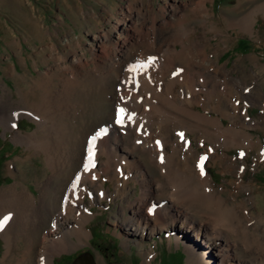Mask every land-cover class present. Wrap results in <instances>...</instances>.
<instances>
[{
  "label": "bare ground",
  "instance_id": "bare-ground-1",
  "mask_svg": "<svg viewBox=\"0 0 264 264\" xmlns=\"http://www.w3.org/2000/svg\"><path fill=\"white\" fill-rule=\"evenodd\" d=\"M208 1L192 0L186 7L189 15L211 17ZM244 6L240 1L234 10ZM172 8L169 24L177 25L179 30L176 26L178 33L167 35L161 44L155 24L152 33H144L140 13L135 14L131 5L128 14L122 10L111 33L95 36L99 47H103V61L88 73L99 82L112 79L116 86L111 94L108 122L96 131L108 125L107 134L96 141L95 167L89 171H84L88 142L96 133L79 132L72 137L74 120L84 119L83 112L77 109L75 93L86 83L87 74L80 76V70L72 69L73 75L65 77L58 90L45 89L40 103L30 98L42 89L43 83H37L33 91L20 92L19 106L6 111L4 100L0 103V126L13 131L14 142L44 154L51 170L49 178L39 183L38 198L26 188H19L18 182L0 188V220L10 216L0 230L6 248L1 264H53L55 255L68 251L72 245H84L91 236L87 224L94 219L90 206L103 200L118 201L119 210L112 223L121 227L127 243L133 240L141 244L179 226L182 232H193L204 245L201 252L196 247L187 248L198 262L205 259L212 264H264V217L252 213L250 199L231 202L235 195L224 196L226 189L215 187L208 171L210 164L219 162L227 172L239 173L232 182L237 194L252 190L253 185L243 179L247 169L245 157L239 163L228 151L239 148L248 155L258 149L257 160H264V145L250 131L264 129V117L253 122L248 114L249 105L264 106V95L231 76L217 61L209 60L206 47L211 45L212 38L200 36L199 40H191L195 31L185 26L186 16H178L184 8ZM149 9L151 12L152 7ZM259 13H264V3L244 16H223V20L252 34L255 15ZM212 30L222 36L219 41L226 39L215 26ZM69 41L65 44L69 45ZM108 46L118 47L117 53H110ZM157 48L158 54L163 53V63L160 69L153 67V72L166 82L165 93L152 99L147 112L146 101L132 91L135 88L128 81V68L132 62L142 63V57L155 58ZM213 65L217 68L210 72ZM148 91L154 96L152 91L156 88L149 85ZM128 95L135 101L133 109L125 100ZM121 102L128 115L125 114L123 124H118ZM137 115L146 121L137 122ZM23 116L36 122L33 132L15 130ZM222 119L231 124L226 126ZM220 148L223 153L218 152ZM201 157H207L203 175L198 167ZM99 159L102 162L97 166ZM8 170L13 174L12 163ZM152 170L157 174L152 175ZM77 177L79 182L73 189ZM106 181L112 184L113 191L105 188ZM131 183L141 188L135 198ZM90 190L95 195L85 206L84 198ZM20 242L25 248L14 262ZM240 247L252 258H241ZM144 255L147 261L154 257L148 249Z\"/></svg>",
  "mask_w": 264,
  "mask_h": 264
},
{
  "label": "rangeland",
  "instance_id": "rangeland-1",
  "mask_svg": "<svg viewBox=\"0 0 264 264\" xmlns=\"http://www.w3.org/2000/svg\"><path fill=\"white\" fill-rule=\"evenodd\" d=\"M191 1L0 0V103L4 100L3 105L6 111L19 106L20 92L33 91L37 83H43L42 89L40 88V91L35 96L31 95L30 98L31 101L40 103L41 94L47 87L53 91L58 90L64 78L72 76V71L76 68L81 71H79L80 76L87 74V81L75 93L77 109L83 112L84 119L74 120L72 137L79 132L96 133L102 124L108 122V112L112 108L111 94L115 90L116 83L112 79L99 82L88 73L89 69L103 61V47H99L95 36L111 33V28L121 16L122 10L128 14L130 5L135 14L140 13L139 21L143 23L144 33H152L151 27L153 23L155 24L157 28L155 34H160L157 36L159 44L167 35L178 33L176 29L179 27L169 24L172 21L171 14L174 12L172 7L184 8L178 16H186L185 26L188 30L195 31L191 40H199L200 36L212 38L211 45L206 47L208 59L217 61V65L228 70L231 76L240 78L241 82L264 95V13L255 15V33L252 34L242 32L237 27H231L223 20V16L231 18L244 16L264 3V0H249L247 3L243 0H209L208 7L212 16L206 18L199 17L200 14L197 17L189 15V9L186 7L192 4ZM240 1L245 6L241 10L239 8L234 10ZM149 7H152L153 12H150ZM214 26L226 37L225 40L219 41L222 36L215 34L216 32L212 30ZM67 40H71L69 45L65 44ZM111 47H107L109 52L117 53L118 47ZM159 51L160 49L157 48L155 60L151 65L128 76L129 83L135 88L132 91L146 101L147 112L152 99L154 97L159 99L160 95L165 93L166 82L153 72V67L157 66L160 69L163 63V53L158 54ZM142 58L144 59L142 63L146 64L152 57L150 55ZM74 60L77 61L75 64ZM134 64L137 63L132 62L131 66ZM217 65H213L210 72L215 71ZM133 77H135V83L132 82ZM149 85L156 88V91H152L154 96L149 94ZM125 100L133 109L135 101L133 102L132 96L128 95ZM120 104L122 108H125L122 102ZM241 104L244 102L241 101ZM126 112L127 116L128 111ZM208 114L217 116L215 112ZM248 114L253 122L259 121L262 116L264 117V106L259 103L249 105ZM135 120L146 121L140 115H137ZM222 121L226 126L231 124L228 119H222ZM107 126L105 125L104 129H108ZM36 128L37 124L34 120L23 116L19 118L15 130L33 132ZM250 131L254 138L260 139L264 145V129L255 128ZM79 144L83 143L79 142ZM194 146L197 147L195 141ZM200 149L204 148L200 147ZM223 151L222 148L218 150L219 153ZM258 153V149L251 151L248 155H244L239 148L228 151V154L235 156L239 163L241 157H245L247 169L243 179L246 183L253 185L250 192L241 191L237 194L232 182L238 179L239 173L235 175L234 172H227L219 162L210 164L208 171L215 187L226 189L224 196L231 198L234 196H230V193L235 195L236 199H231V202L250 199L249 207L252 213L255 215L259 213L261 217H264V160H257ZM101 162L102 159H99L96 165L100 166ZM9 163L13 165V174L8 170ZM151 174L156 175L157 171L152 170ZM50 175L51 170L44 154L14 142L13 131H5V128L0 126V188L18 182L19 188H26L38 198L39 183L46 181ZM131 186L132 197L135 198L140 194L141 188L135 183H131ZM105 188L113 191L109 181H106ZM94 195L91 190L87 192L84 198L85 206L90 204ZM117 202V200H103L90 206L91 212L94 213V219L87 224L91 233L90 238L84 245H72L68 251L55 255L53 264H72L84 254H90L94 264H212L205 259L198 262L195 256L190 255L187 251L188 247H196L198 252L205 247L196 239L193 232H182L179 226L160 233L153 239L144 240L141 244L133 240L127 243L121 227L112 223L119 210ZM24 248L25 244L20 242V247L15 251L14 262L19 260ZM146 249L154 253L150 261L145 259ZM240 249L241 258L244 257L243 259L246 260L252 258ZM5 250V240L0 236V264ZM193 251L196 255L195 250Z\"/></svg>",
  "mask_w": 264,
  "mask_h": 264
},
{
  "label": "snow or ice",
  "instance_id": "snow-or-ice-1",
  "mask_svg": "<svg viewBox=\"0 0 264 264\" xmlns=\"http://www.w3.org/2000/svg\"><path fill=\"white\" fill-rule=\"evenodd\" d=\"M155 58H149L147 63H137L128 68L130 73H137L142 69H146L149 65L153 63ZM132 82L135 83V77L132 78ZM126 109L125 108H118L117 109V118L116 123L123 124L125 120ZM131 119V116L128 117ZM15 126V125H14ZM107 134V129H101L96 135L92 136L88 142V149H87V162L84 165V171H89L91 168L95 167L94 162V155H95V145L97 139ZM183 136V133L180 134ZM159 143V142H158ZM243 155V154H241ZM207 157H201L200 161L198 162V167L200 168L201 175L204 174V161ZM161 162H163V157H161ZM79 182V177L76 178V182L73 184V189H75L76 185ZM10 216H5L2 220H0V230H3L4 226L8 223Z\"/></svg>",
  "mask_w": 264,
  "mask_h": 264
},
{
  "label": "water",
  "instance_id": "water-1",
  "mask_svg": "<svg viewBox=\"0 0 264 264\" xmlns=\"http://www.w3.org/2000/svg\"><path fill=\"white\" fill-rule=\"evenodd\" d=\"M88 258L90 259V262L87 261ZM72 264H94V262L90 254H84L79 258H77L76 260H74Z\"/></svg>",
  "mask_w": 264,
  "mask_h": 264
}]
</instances>
